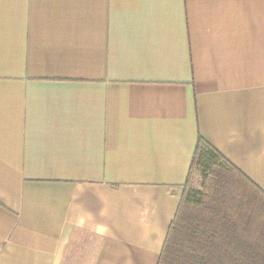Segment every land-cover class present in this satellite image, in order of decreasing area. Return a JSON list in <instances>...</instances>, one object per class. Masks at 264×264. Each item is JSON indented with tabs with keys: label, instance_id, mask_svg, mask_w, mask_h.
I'll return each mask as SVG.
<instances>
[{
	"label": "crops",
	"instance_id": "0c3cea01",
	"mask_svg": "<svg viewBox=\"0 0 264 264\" xmlns=\"http://www.w3.org/2000/svg\"><path fill=\"white\" fill-rule=\"evenodd\" d=\"M199 136L264 191V0H0V264H158Z\"/></svg>",
	"mask_w": 264,
	"mask_h": 264
},
{
	"label": "trees",
	"instance_id": "16d2710c",
	"mask_svg": "<svg viewBox=\"0 0 264 264\" xmlns=\"http://www.w3.org/2000/svg\"><path fill=\"white\" fill-rule=\"evenodd\" d=\"M198 163L215 186L194 200ZM158 264H264V191L200 136Z\"/></svg>",
	"mask_w": 264,
	"mask_h": 264
},
{
	"label": "rangeland",
	"instance_id": "374dc122",
	"mask_svg": "<svg viewBox=\"0 0 264 264\" xmlns=\"http://www.w3.org/2000/svg\"><path fill=\"white\" fill-rule=\"evenodd\" d=\"M204 169L205 166L198 163L192 168L190 173L187 188L194 191L192 193L194 200L199 198V194L197 193H211L215 186L211 176Z\"/></svg>",
	"mask_w": 264,
	"mask_h": 264
}]
</instances>
